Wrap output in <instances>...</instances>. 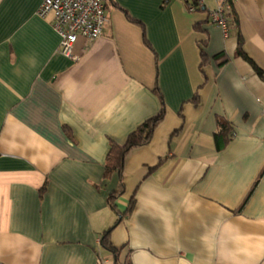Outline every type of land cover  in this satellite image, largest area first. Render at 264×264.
<instances>
[{
	"label": "crops",
	"instance_id": "0c3cea01",
	"mask_svg": "<svg viewBox=\"0 0 264 264\" xmlns=\"http://www.w3.org/2000/svg\"><path fill=\"white\" fill-rule=\"evenodd\" d=\"M233 2L225 36L214 0H106L103 34L73 60L41 0H0L1 263L264 264V172L246 199L264 168V0ZM162 96L150 142L105 177ZM218 117L234 132L220 150Z\"/></svg>",
	"mask_w": 264,
	"mask_h": 264
},
{
	"label": "built area",
	"instance_id": "2783aa9c",
	"mask_svg": "<svg viewBox=\"0 0 264 264\" xmlns=\"http://www.w3.org/2000/svg\"><path fill=\"white\" fill-rule=\"evenodd\" d=\"M182 1L190 12L199 11L206 6V0ZM214 2L213 7L207 8L209 19L222 29L225 36H228L229 19L234 12V2L233 0H214ZM37 15L42 18L53 16V26L60 35L58 51L73 60L80 59L75 53L79 37L82 36L89 41L98 39L109 21L106 0H41ZM98 264H109V260L99 256Z\"/></svg>",
	"mask_w": 264,
	"mask_h": 264
},
{
	"label": "trees",
	"instance_id": "16d2710c",
	"mask_svg": "<svg viewBox=\"0 0 264 264\" xmlns=\"http://www.w3.org/2000/svg\"><path fill=\"white\" fill-rule=\"evenodd\" d=\"M205 45H203V47L201 48V65H204L206 60L208 59V55H207V53L205 51V47H204ZM236 53H237V55H239V56L247 59L248 61H250L258 73H260V74L263 73L262 69L259 68L255 64V62L244 51V49H243V38L242 37L239 38V43H238ZM221 57H224V54H220V55L215 56V59L220 60ZM156 91L159 92V88H156ZM196 98L197 97H195L194 99L196 100ZM165 115H166V108H165V103H164V99L162 96V108L157 115L147 119L136 130L131 132L129 134L128 139H127L125 144L119 145V144L113 143L111 145L109 153H108L107 158H106L105 177H108L114 173H118L120 175H123L125 158L129 154V152L131 150H133L134 148L146 145L147 143L150 142L155 129L164 120ZM217 121H218V130L214 133V140H215L216 148L220 150L226 146V144L231 139L234 132H233L231 122H229L227 119H225L223 117H218ZM263 172H264V168H263L261 174L259 175V177L257 178V180L254 182L253 186L251 187L246 199L250 196V194L254 190V188H255L256 184L258 183V181L260 180V177L262 176ZM44 188L45 187H43L42 190ZM123 189H124V187L122 186L120 189L114 191L109 197V204L115 210H116L115 201H116L118 195H120L123 192ZM110 231L111 230H108L104 234L103 239L101 240V245L105 249L109 250L112 254H114L116 256L118 253V250L108 241Z\"/></svg>",
	"mask_w": 264,
	"mask_h": 264
}]
</instances>
